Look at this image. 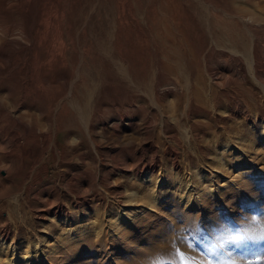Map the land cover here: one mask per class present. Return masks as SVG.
<instances>
[{
    "label": "rangeland",
    "instance_id": "rangeland-1",
    "mask_svg": "<svg viewBox=\"0 0 264 264\" xmlns=\"http://www.w3.org/2000/svg\"><path fill=\"white\" fill-rule=\"evenodd\" d=\"M0 37L2 102L45 152L38 181L0 170L1 254L264 264V0H0Z\"/></svg>",
    "mask_w": 264,
    "mask_h": 264
},
{
    "label": "bare ground",
    "instance_id": "bare-ground-1",
    "mask_svg": "<svg viewBox=\"0 0 264 264\" xmlns=\"http://www.w3.org/2000/svg\"><path fill=\"white\" fill-rule=\"evenodd\" d=\"M241 17V16H240ZM241 19V18H240ZM238 20V19H237ZM240 21V20H239ZM239 23V22H238ZM241 24V23H240ZM235 25H237L235 23ZM238 26V25H237ZM239 27V26H238ZM243 27V26H242ZM236 28V27H235ZM240 28V27H239ZM238 28V29H239ZM245 31V29H244ZM243 33V32H242ZM2 36V35H1ZM3 41V38L0 37V43H2ZM13 43V42H12ZM17 43V42H16ZM16 43H13V44H16ZM3 44V43H2ZM1 46V45H0ZM16 49V48H15ZM6 51V50H5ZM4 51V52H5ZM8 51V50H7ZM3 52V53H4ZM2 53V47H1V51H0V66L4 65V62H5V56L4 54ZM48 53V52H47ZM46 53V55H47ZM52 55V54H51ZM44 57V56H43ZM51 57V56H50ZM257 59V58H256ZM49 58L45 56L44 58V61H48ZM44 63V62H43ZM1 72H3L1 70ZM48 81L45 79V82ZM194 84V83H193ZM6 89V88H5ZM193 89V88H192ZM2 90V89H1ZM11 90L8 88L6 90V94L7 96H11ZM193 94H195L196 98L198 99H202L204 98L203 96V93H202V89H194L193 91ZM3 99L1 98L0 96V170H10L14 177L13 179L16 178V176L18 175H22V179L23 180H27V179H31V180H34V181H38L41 177V172H40V169L38 168V164L41 162L42 158H43V155L45 152H33V150H29L27 152V150L29 148H26V144L29 143V141L25 144L23 139H22V135H26L28 134V137L30 135V130H31V127H32V123L28 122L27 120H25L22 116L20 115H17V114H11L10 111L8 110V108L3 104ZM8 123V125L4 126V123ZM6 128L8 129V132L9 134H7L9 136L10 139H8L9 141H7L5 138H4V135H6L7 133V130ZM36 128V127H35ZM36 130V129H35ZM5 132V133H4ZM32 134V133H31ZM47 134V133H46ZM33 136V135H32ZM27 137V136H26ZM25 140V139H24ZM27 140V139H26ZM32 141V139H31ZM47 141V140H46ZM34 143V142H33ZM31 145V143H30ZM32 146V145H31ZM34 147V145H33ZM6 148L10 149V152H6ZM25 149H26V152H25ZM14 152V153H13ZM19 164V166H18ZM20 178V177H19ZM37 183V182H36ZM3 185L4 183L1 182L0 180V193L2 192V189H3ZM10 185L12 186V183H10ZM7 186V185H6ZM5 188H9V186H7ZM10 186V187H11ZM26 187V186H25ZM4 188V189H5ZM76 196H78V198L80 197V193H75ZM3 197L5 195H2ZM6 197H8V200L9 198H12L10 195H7ZM84 198V197H83ZM12 200V199H11ZM89 200V199H88ZM87 199H85L83 202H86L88 201ZM80 201V200H79ZM12 202V201H11ZM78 202V200L76 201ZM11 204V203H10ZM55 204L54 202H49V203H46L44 204L40 209H39V212L41 214V217H44L45 216V212L47 211L48 209V205H53ZM55 209L53 211V216L58 220L60 216H63L64 219H66L67 215H69V209L67 208V206L62 203V202H59L57 203L56 205H54ZM11 211H13L11 205H10V208ZM259 210V209H258ZM44 212V213H42ZM247 219V218H246ZM116 220H118V222L116 223ZM130 218H128V216H126L123 212H121L120 215L116 216L115 218V228L114 229H117V232L120 231V221H124V222H129ZM131 223H133L132 219L130 220ZM242 221V220H241ZM261 221V219H259V222ZM244 222V221H243ZM113 224V223H112ZM261 224V223H260ZM249 225V224H248ZM212 226V225H211ZM248 228V227H247ZM261 228V227H260ZM221 229V228H220ZM263 229V228H262ZM223 231V230H222ZM99 232V231H97ZM115 232L116 236H121V235H118V233L116 231H113ZM224 232V231H223ZM228 232V231H227ZM219 233V232H218ZM225 233V232H224ZM254 233V232H253ZM255 233H257L255 231ZM262 233V232H261ZM104 234V233H103ZM125 234V233H124ZM229 234V233H227ZM258 234V233H257ZM260 234V233H259ZM263 234V233H262ZM225 235V234H224ZM223 235V236H224ZM1 236L4 238V239H7L8 238V235L6 232L3 231V233L1 234ZM105 236V235H104ZM217 236V235H216ZM215 236V237H216ZM230 237L233 236V233L231 232L229 234ZM228 236V238H229ZM114 237V236H113ZM225 237V236H224ZM227 237V236H226ZM225 237V238H226ZM121 238V237H120ZM219 238V237H218ZM85 240H82L81 242H78L75 244V246H81L83 243L85 242H89L90 238H84ZM124 239V238H123ZM131 239V238H130ZM163 239V238H162ZM240 239V238H239ZM136 240V239H135ZM225 240V239H224ZM85 241V242H84ZM126 241V240H125ZM181 241V240H180ZM169 242V241H168ZM182 242V241H181ZM218 242V241H217ZM226 242V241H225ZM123 243V242H122ZM187 243V242H186ZM200 243V242H199ZM223 243V242H222ZM15 244V245H14ZM127 244V243H126ZM170 244V243H169ZM183 244V243H182ZM185 244V243H184ZM64 245H65V252H63L61 254V252H56L55 251V248H52L50 251H47L46 253L44 252V250L42 248H40V246H36V251L38 252V254L36 253L35 256H31L29 255L30 252H27L28 254L24 257H19L17 254H18V245L16 242H12L11 243V246L10 247H6V252L8 254H10V249L11 251L13 252V256L12 258L8 257L7 254H1L0 253V264H2L3 261H5L6 258H10L8 260V262L6 261L5 263L6 264H34L35 261L38 263V264H58L61 262V260L63 259V257L68 253V250L69 248H71V243H66L64 242ZM134 245V244H133ZM213 245V244H212ZM131 246V245H130ZM214 246V245H213ZM219 246V245H218ZM136 247V246H135ZM170 247V246H169ZM207 247V246H206ZM210 247V246H209ZM216 247H217V244H216ZM215 247V248H216ZM137 248H135L136 250ZM142 249V248H141ZM161 249V248H160ZM169 249V248H168ZM230 249V248H229ZM170 250H174V248L170 249ZM169 251V250H167ZM177 251V250H176ZM222 251V250H221ZM130 252V251H129ZM128 252V253H129ZM135 252V251H134ZM166 252V251H165ZM174 252V251H173ZM210 252V251H209ZM138 253V251H137ZM142 253V252H141ZM158 253V251H157ZM156 253V254H157ZM168 253V252H167ZM166 253V254H167ZM184 253V252H182ZM181 253V255H182ZM163 254V253H162ZM165 254V255H166ZM184 254H187V253H184ZM222 254V253H221ZM224 254V253H223ZM140 255V253H139ZM159 255V253H158ZM180 255V254H179ZM188 255V254H187ZM62 256V257H61ZM137 256V255H136ZM143 256V255H142ZM162 256V255H160ZM170 256V254H169ZM183 256V255H182ZM180 256V257H182ZM140 257V256H138ZM137 257V258H138ZM163 257V256H162ZM179 257V258H180ZM186 257V256H185ZM190 257V256H189ZM37 258V259H36ZM135 258V259H137ZM142 258V257H141ZM144 258V257H143ZM142 258V259H143ZM184 258V257H183ZM224 257H222L223 259ZM175 259V258H174ZM181 259V258H180ZM220 260V256L217 257V260ZM134 260V259H133ZM139 260V259H138ZM183 260V259H182ZM225 260V259H223ZM190 261V260H189ZM192 261V259H191ZM190 261V262H191Z\"/></svg>",
    "mask_w": 264,
    "mask_h": 264
}]
</instances>
